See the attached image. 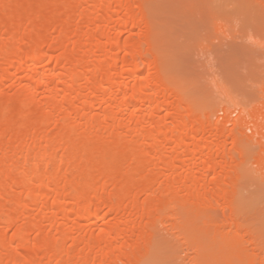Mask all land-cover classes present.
Returning a JSON list of instances; mask_svg holds the SVG:
<instances>
[{"label":"bare ground","instance_id":"obj_1","mask_svg":"<svg viewBox=\"0 0 264 264\" xmlns=\"http://www.w3.org/2000/svg\"><path fill=\"white\" fill-rule=\"evenodd\" d=\"M161 1L0 0V264H264V83L197 94Z\"/></svg>","mask_w":264,"mask_h":264},{"label":"rangeland","instance_id":"obj_2","mask_svg":"<svg viewBox=\"0 0 264 264\" xmlns=\"http://www.w3.org/2000/svg\"><path fill=\"white\" fill-rule=\"evenodd\" d=\"M156 18L197 94L257 99L264 83V0H162ZM257 190L256 214L264 218L262 177Z\"/></svg>","mask_w":264,"mask_h":264}]
</instances>
